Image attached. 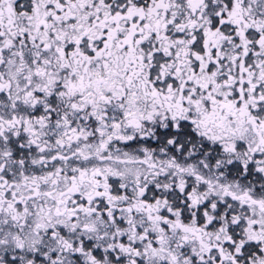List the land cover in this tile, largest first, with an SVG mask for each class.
<instances>
[{
    "label": "snow or ice",
    "instance_id": "6c2138e0",
    "mask_svg": "<svg viewBox=\"0 0 264 264\" xmlns=\"http://www.w3.org/2000/svg\"><path fill=\"white\" fill-rule=\"evenodd\" d=\"M0 264H264V0H0Z\"/></svg>",
    "mask_w": 264,
    "mask_h": 264
}]
</instances>
